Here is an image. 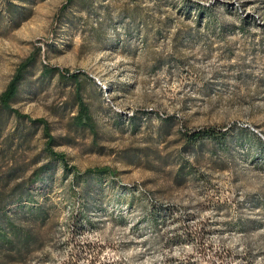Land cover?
I'll return each mask as SVG.
<instances>
[{"label":"rangeland","instance_id":"obj_1","mask_svg":"<svg viewBox=\"0 0 264 264\" xmlns=\"http://www.w3.org/2000/svg\"><path fill=\"white\" fill-rule=\"evenodd\" d=\"M28 59L0 264H264V0H0V95Z\"/></svg>","mask_w":264,"mask_h":264},{"label":"trees","instance_id":"obj_2","mask_svg":"<svg viewBox=\"0 0 264 264\" xmlns=\"http://www.w3.org/2000/svg\"><path fill=\"white\" fill-rule=\"evenodd\" d=\"M71 0H68L70 2ZM31 63V59H28L24 61L14 72L13 76L11 77L10 81L8 82V85L6 86L5 90L0 95V106L2 109L7 110L11 113H13L18 118H25L23 115H19L16 113V111L11 106V103L15 100L17 97L19 85L23 79L24 72L26 70V67ZM51 72L57 71L59 72L61 77L68 78L73 80L75 83H77V80L80 76L78 72L68 73L67 70L64 69H58L57 67H51ZM78 104V110L77 114L74 115L73 119L75 121V124L77 126L83 127V128H91L93 126L91 116L89 114L88 108L84 103H82L79 99H77ZM33 123H41L40 119H34L32 121ZM201 136V131H193L190 137L192 138V141H196ZM102 172V171H99Z\"/></svg>","mask_w":264,"mask_h":264}]
</instances>
